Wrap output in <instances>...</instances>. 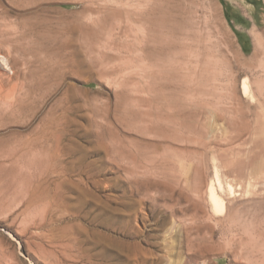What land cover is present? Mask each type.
Masks as SVG:
<instances>
[{"label": "rangeland", "instance_id": "obj_1", "mask_svg": "<svg viewBox=\"0 0 264 264\" xmlns=\"http://www.w3.org/2000/svg\"><path fill=\"white\" fill-rule=\"evenodd\" d=\"M186 261L264 264V0H0V264Z\"/></svg>", "mask_w": 264, "mask_h": 264}, {"label": "bare ground", "instance_id": "obj_2", "mask_svg": "<svg viewBox=\"0 0 264 264\" xmlns=\"http://www.w3.org/2000/svg\"><path fill=\"white\" fill-rule=\"evenodd\" d=\"M250 63L252 64V62H249V64ZM252 65H254V64H252ZM83 66H84V64H82V63H79V64H77V66H75V65H73L71 63H64V62L60 61L58 63L46 64L45 66L41 67L39 70L31 72L30 74H29V72H30L31 67L29 66V69L21 77V80H23V86L21 87V90L24 93V95L26 94V96H29L31 94L34 95V93L40 92L43 88H45L47 86H49V87L51 86V87L54 88V90H57V89L60 88V86H62L65 83L66 78H67L66 74L68 72L74 73L76 71H82ZM74 69H76V70H74ZM254 69L255 68H253L252 70H254ZM250 71H251V69H250ZM252 72H251V74H252ZM17 78L20 79L19 76ZM31 79H32L33 83H30ZM241 88H242L243 93L246 95V93H248V91H249V87H248L247 83L243 82ZM51 127L54 128V129L58 128V126L55 125V124H52ZM99 146L102 147V145H99ZM107 151H106V154H108ZM176 181L179 184H181L183 182H186V179L179 178ZM207 190H208V194L207 195H208L209 203H210L211 210L213 211V213L214 214L224 215L226 213V211H227V208L225 207L222 199L217 195V193L215 192V190H214L212 185H210L209 189H207ZM132 194L137 195V196L139 195V193L135 194L134 190L132 191ZM142 196L145 199L146 198L150 199L149 190H147L146 192L142 193ZM145 199H144V201H145ZM152 201H154V200H152ZM141 203H143V202H141ZM154 206H153V208H154ZM153 208L151 206L150 210L148 211V214H144L142 209L141 210H137V211H133V212L130 211L129 213L127 212V215H125V216H127L128 219H129L128 223H130L131 221H134V223L138 222V221H141L143 226L146 225L151 220H154V214H153L154 213V209ZM126 210H128V207H126ZM178 212L180 213L181 217H179V218H181V220H183V218H185L187 216V213H189V212H191L192 216L195 219H199V218L202 217L201 211L198 208H196V207H194L193 209H190L189 211L184 210L183 208H181V209L178 210ZM179 213H178V215H179ZM178 215H176V216H178ZM119 217H121V216H119ZM121 219H123V218H121ZM121 221H124V219L121 220ZM178 221H180V220H178ZM126 224H127V221H126ZM210 227H209V225L207 226V225L202 224V223L201 224L199 223V224H196V225H192V226H188V227L183 226V233L185 235V241L187 243L188 248L191 251L195 250V252H198L199 254H204L205 253L203 251H205L206 249L202 250V246L204 247L203 244L206 241L205 237L208 235L209 238H211L212 235H213V230ZM137 232H140V231L138 230ZM124 233H125V231H124ZM189 261H191V260H189ZM188 263H190V262H188ZM188 263L186 261V263H184V264H188Z\"/></svg>", "mask_w": 264, "mask_h": 264}]
</instances>
